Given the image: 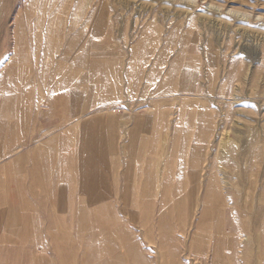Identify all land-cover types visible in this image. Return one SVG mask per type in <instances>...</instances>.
Returning a JSON list of instances; mask_svg holds the SVG:
<instances>
[{
	"label": "rangeland",
	"instance_id": "1",
	"mask_svg": "<svg viewBox=\"0 0 264 264\" xmlns=\"http://www.w3.org/2000/svg\"><path fill=\"white\" fill-rule=\"evenodd\" d=\"M71 41L92 52L104 51V57L140 64V90L132 97L140 107L134 112L143 116L150 107L151 114L164 116V123L157 121L150 148L155 167L165 168L174 184L179 179L185 184V220L175 198L161 207L157 200L149 214L142 206H108L114 220L108 230L122 225L116 216H123L140 257L148 255L150 264H264V222L253 213L247 216L243 208L251 186L255 197L264 193V0H0V88L17 72L11 62L26 66L39 48L56 51ZM171 65L174 86L159 91ZM180 111L185 114L181 120ZM175 123L176 139L184 147L170 157ZM198 136V163L191 165L190 144ZM219 165L232 176L224 213L232 220L237 212L233 228L242 241L235 233L230 248L213 251L208 247L215 239L211 234L208 248L197 251L191 236L198 208L192 215L190 207L201 202L210 175L223 179ZM198 171L199 186L194 176ZM108 198L122 196L113 191ZM124 202L134 203L129 198ZM163 212L165 219L159 222Z\"/></svg>",
	"mask_w": 264,
	"mask_h": 264
},
{
	"label": "crops",
	"instance_id": "2",
	"mask_svg": "<svg viewBox=\"0 0 264 264\" xmlns=\"http://www.w3.org/2000/svg\"><path fill=\"white\" fill-rule=\"evenodd\" d=\"M54 51L11 62L0 88V264H150L123 216L108 230V206L155 205L154 113L132 98L140 64Z\"/></svg>",
	"mask_w": 264,
	"mask_h": 264
},
{
	"label": "bare ground",
	"instance_id": "3",
	"mask_svg": "<svg viewBox=\"0 0 264 264\" xmlns=\"http://www.w3.org/2000/svg\"><path fill=\"white\" fill-rule=\"evenodd\" d=\"M76 37V36H75ZM73 41H71L72 43ZM74 43V42H73ZM81 55H83V53H81ZM161 60V59H160ZM175 67L173 65H171L167 71V73L164 75L163 77V84H161L159 91H165L166 89H169L174 86L173 82V78L175 77ZM259 105V104H258ZM155 106V105H154ZM182 107V106H181ZM163 113V112H162ZM179 114V113H178ZM180 119L184 118L185 114L180 111ZM150 115H148L149 117ZM153 119L155 121V127L157 126V121L159 123H164V121L162 119H164L163 115H157V114H153ZM152 117V116H151ZM150 117V118H151ZM179 122V121H178ZM178 123H175L172 126V130L175 134V137L173 139H171L169 142L171 144V151L170 157L177 155V150H182L181 148H183L184 146L180 145V141L178 139H176V133H179V127L177 125ZM223 125V124H222ZM222 128V126L220 127V129ZM221 131V130H220ZM54 135V134H53ZM261 135V134H260ZM51 136V135H50ZM262 136V135H261ZM250 137V136H249ZM263 137V136H262ZM235 141V139H234ZM39 142V141H38ZM257 142V141H256ZM233 144V143H232ZM231 144V145H232ZM191 145V156H190V163L191 165H196L198 163L197 158H198V154H199V136L198 138L195 139V142ZM189 145V146H190ZM230 145V146H231ZM188 146V147H189ZM235 146V145H234ZM259 147V145H257ZM236 147V146H235ZM257 147V148H258ZM218 149V148H217ZM236 150V149H235ZM230 151V150H229ZM234 151V150H233ZM252 151V150H251ZM183 152V151H182ZM217 152V151H216ZM186 157H188V150L185 152ZM236 153V152H235ZM261 153V152H260ZM259 153V154H260ZM256 155V154H255ZM261 155V154H260ZM185 156V155H184ZM224 157V156H223ZM228 157V156H227ZM260 157V156H259ZM246 158V157H245ZM250 159V158H249ZM246 160V159H244ZM255 160V159H254ZM257 160V159H256ZM261 160V158L259 159ZM233 161V160H232ZM258 161V160H257ZM256 161V162H257ZM220 162V161H219ZM237 163V162H236ZM250 163V162H249ZM255 163V161H254ZM260 163V162H259ZM263 163V161H262ZM182 164V163H181ZM215 164V163H214ZM220 164V163H219ZM257 164V163H256ZM186 165V163H185ZM261 166V163L259 164ZM156 166V164H155ZM229 166V163L227 165V168ZM248 166V165H247ZM252 166V165H251ZM158 167V165H157ZM221 165H219V171H221L220 173L223 174V179L219 180L218 177L210 175L207 178V182L205 184L204 187V195L203 198L201 200V202L199 204L197 203H193L192 206L190 207V212L193 215L194 212L196 211V208H198V219L194 224V228H193V233L191 236V243H192V247L195 250H205V247H207V239L209 238L208 235H213V237H215L212 245H208V247H210V249H213V251L221 249V248H230L231 246V241L230 239L232 238V236L236 233V230H234L233 226H234V218L239 217L238 215L236 216V213L234 214L233 219L229 220L228 217H226V214L224 213V207L226 206L227 203H225V189H230L233 186V180H231L232 176L231 173L223 168H220ZM154 167V185L150 186V195L151 198H153V200L155 201V205H156V201L158 200V203L160 204L159 206L161 207L163 202L169 201L172 198L178 199L176 200V202H178V205H181L182 208L179 209V217L182 219L181 221L186 219L185 216V201H184V196L182 195L183 193V188H184V180L183 179H179V181L177 183L174 184V182L171 181V179H169V176L167 177V174L165 172V168L160 170L159 168ZM187 168V167H186ZM232 168V167H231ZM230 168V169H231ZM247 169V168H246ZM245 169V170H246ZM184 170V169H182ZM187 171V170H185ZM239 171V170H238ZM248 171H250V167L248 168ZM247 171V172H248ZM252 172V171H251ZM251 172L249 174H251ZM182 173V172H180ZM179 173V174H180ZM234 175H236L234 172H232ZM186 174V173H185ZM184 174V176H186ZM181 175V174H180ZM238 175V174H237ZM194 176H196L197 178V184L199 186V171L194 174ZM182 177V176H181ZM234 179V178H233ZM242 180V179H241ZM176 181V179H175ZM189 181V180H188ZM264 183V182H263ZM251 184L254 185L255 182L251 181ZM147 185V184H146ZM187 185V182H186ZM264 185V184H263ZM262 185V186H263ZM197 186V187H198ZM147 187V186H146ZM202 187V185H201ZM235 187V185H234ZM264 187V186H263ZM203 188V187H202ZM147 189V188H146ZM201 191V190H200ZM232 191V190H231ZM264 191V190H263ZM234 192V191H233ZM235 194V193H234ZM232 193V195H234ZM235 196L237 197L238 195L235 194ZM232 197V196H231ZM230 197V198H231ZM150 198V199H151ZM236 199H234L235 201ZM238 200V199H237ZM240 200V199H239ZM238 200V201H239ZM232 202V201H231ZM236 202V201H235ZM233 203V202H232ZM230 203V204H232ZM240 203V201H239ZM238 203V205H239ZM234 207V206H233ZM236 207V206H235ZM154 209V207H152ZM152 208L150 210H152ZM243 208L244 210L247 212L246 214H248L247 216H249L250 214H255L258 215L259 218H261L260 222L263 223L264 222V193L261 195L259 194L258 196L255 197L254 191H253V186H251L249 189H247L246 192V196H245V200L243 203ZM241 209V208H240ZM155 210V209H154ZM238 210V209H237ZM145 210L143 209V212ZM168 212H172V208L168 211ZM148 214V209L147 212ZM160 213V210H159ZM164 213V212H163ZM240 214V213H239ZM244 214V213H243ZM245 214V215H246ZM252 214V215H253ZM164 215H159V222H162L165 218ZM242 215V214H241ZM243 216V215H242ZM244 217V216H243ZM179 218V219H180ZM245 218V217H244ZM242 220V218H240ZM247 219H251V218H247ZM255 220V219H254ZM239 221V220H238ZM213 222V223H212ZM241 222V221H240ZM243 222V221H242ZM251 222V221H250ZM243 224V223H242ZM241 224V225H242ZM250 225V223H249ZM245 226V225H244ZM251 226V225H250ZM254 226V225H253ZM252 226V227H253ZM249 227V226H247ZM262 227V225H261ZM260 227V228H261ZM246 228V227H244ZM230 231H233L230 232ZM247 230L245 229V232ZM236 235H238L236 233ZM249 235V234H248ZM259 235V234H258ZM238 237H240L239 242L242 241V237L238 235ZM245 237V235H244ZM251 238V237H250ZM254 238V237H253ZM236 240V239H235ZM247 238H245L244 242H247ZM255 240V239H254ZM237 242V240H236ZM256 242V241H255ZM264 243V242H263ZM236 245V248L232 249L235 251V249H237V244H233ZM262 245V244H261ZM207 247V248H208ZM245 247V246H244ZM263 247V245H262ZM261 247V248H262ZM248 249V248H247ZM241 250H244L241 249ZM246 250V249H245ZM247 251V250H246ZM258 251V250H257ZM263 251V250H262ZM259 252V251H258ZM264 252V251H263ZM244 253V252H241ZM260 253V252H259ZM246 254V252H245ZM244 254V255H245ZM256 254V253H255ZM237 255V254H235ZM234 256V255H233ZM264 256V254L262 255V257ZM242 257V256H241ZM239 259H242V258ZM255 257V256H254ZM228 258V257H227ZM246 259L247 258H243ZM249 259V258H248ZM257 259V258H256ZM216 260V257H214V261ZM233 260V259H232ZM250 260V259H249ZM258 260V259H257ZM178 261H176L175 263H177ZM247 262V261H246ZM244 263V262H243ZM248 263V262H247ZM262 263V262H261ZM233 264V263H232ZM253 264V263H252Z\"/></svg>",
	"mask_w": 264,
	"mask_h": 264
}]
</instances>
